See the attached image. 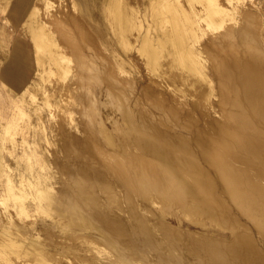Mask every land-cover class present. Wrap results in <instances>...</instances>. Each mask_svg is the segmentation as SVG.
<instances>
[{
	"label": "bare ground",
	"instance_id": "bare-ground-1",
	"mask_svg": "<svg viewBox=\"0 0 264 264\" xmlns=\"http://www.w3.org/2000/svg\"><path fill=\"white\" fill-rule=\"evenodd\" d=\"M31 1L15 0V3L18 11L24 12L26 9L29 12L23 24H25L32 41L33 58L39 69L44 70V73L49 74L56 71L55 74L61 77L65 76L69 70V56L63 49H60L51 31L46 27V22L39 19V8L37 5H32ZM43 1L46 8L51 3L48 0ZM70 3L76 14L97 32L101 43L109 52L108 55L112 57L117 71L125 73L127 70H132L130 67L133 65V59L130 57V52L133 48L135 49L134 42L138 41L135 51L150 74L183 94L187 92L185 88L187 85L195 88V90L191 89L197 93V98L191 102L192 106L198 107L201 104L199 100L215 93L212 79L208 76L207 69L205 70L206 56L208 55L204 53L207 51L204 52L205 49L203 50L199 44L200 36L206 32L200 27L199 21L203 19L209 28H218L223 25L224 17L227 15L234 18L231 15L233 12L217 0H71ZM235 5L237 4L233 3L232 10L236 9H234ZM92 10L95 12L92 13ZM85 33L91 36L90 33L86 31ZM252 37L254 38V36H249L246 31L240 33L241 41L239 40V42H241L246 56L244 55L245 60L240 62L242 65H239L240 69H238L240 70V81L237 84L234 83L233 89L231 87L235 97L233 100L231 97V106L225 109L227 110V112L225 111L226 120H223L224 122L217 120L208 122L211 124H208L209 128L214 130L211 132L217 135L216 141L219 148L215 146L216 144H211L210 140L208 141L209 137L212 138L213 133L211 135L209 133V137H206L205 129L201 131L198 126L196 129L193 128V137L191 136L193 146L197 148L201 159L207 163V168L202 166L200 161L198 162L200 158L196 155L197 151L195 152L193 149L191 141L187 140L189 138L185 139L181 136L183 134L179 135L178 129L176 134L175 129L171 126L176 135L166 130L162 131L160 128H156V124L153 125L156 120L153 122L148 120L149 113L146 116L144 112L140 113V110V114L137 115L135 111L130 110L129 107L132 104L125 105V101L133 93L132 87L131 90L127 89L122 86L120 80L112 79V76L105 72L103 80L108 84L109 97L115 99L120 105L119 107L115 104L117 108H120L121 116H123L120 123L116 121L117 137L111 136L102 123H99V126L94 130L91 129L84 138L69 139L68 147L74 156L79 158L78 160L69 165L68 162L72 158H69L66 164H63L64 160L62 164H60L61 162L55 163L56 169L52 167L51 172L46 171L43 176L36 172L35 180L29 179L25 182L29 187H34L33 198L36 199L41 214L45 213L50 216L52 221L47 226L44 225V235L36 238L32 235L30 226L21 224L20 221H15L12 215H8L6 222L10 225L0 224V254L3 256L5 253L12 254L16 259L30 264H50V262L62 264H187L185 262L187 259L183 258L185 253L182 254L180 251L185 246H181V241H178L179 237L176 236L175 229L173 230L166 225L167 223L165 224L162 214H158L151 207L147 208L148 201L156 203V199L159 198L163 200L162 202H171L168 199L170 200L172 195L177 203L180 199L188 203H185L189 205L188 208L185 207V214L192 216L203 214L211 219L221 217L222 214L219 213L223 212L224 207L230 208L231 202L251 221L253 220L254 227L257 225L259 229L258 233L261 234L259 232L261 230L263 234L264 185L251 181L247 172L244 173L240 168L237 169L228 160V158H234V160L245 162L248 166L249 163H254V159H258L261 165H264V51ZM15 54L22 60L25 57L18 52L17 47ZM209 57L211 58V55ZM219 62L217 63L219 64ZM17 63L12 60L6 64L5 71L13 79H19L23 75L22 67ZM45 64L47 66L44 68ZM214 66L216 67V65ZM230 67L228 68L231 69V73H234V69L238 68L233 67L232 72V66ZM224 68L222 71H229ZM215 70L220 71V68H215ZM222 71L221 73H223ZM230 74L229 78L233 76ZM222 78L224 77L222 76ZM228 79H223V81L227 82ZM226 82L225 85L228 84ZM43 93L45 92L43 91ZM43 97L46 105H53L49 95ZM224 99L228 98L224 97ZM225 102L224 104L229 103ZM97 104L99 105V103ZM228 105H225L226 108ZM139 109L142 108L138 107ZM172 111L168 112L173 113ZM170 113V117H167L168 114L163 116L167 117L168 119L165 120L169 122L173 119ZM174 114L176 115V112ZM178 115L182 118L185 116ZM159 117L160 123H162L163 117ZM182 118L178 119L183 120ZM174 121H171V124ZM183 121L186 122L185 117ZM164 124L168 125L166 122H163L162 125ZM170 125L168 126L170 127ZM185 125L186 123L181 127L185 129ZM187 125L190 126L188 123ZM188 129L190 128L188 127ZM1 136L4 142L7 136L4 132L1 133ZM91 140L96 141L102 151L107 150L105 152L114 158L118 169L109 166L105 172L101 169L102 167H96L93 160L86 159L82 148H86ZM43 147L45 148V146ZM58 149L62 152L61 154L67 152L62 146ZM44 150L46 151V148L38 158L41 161V163L39 162L40 167L51 168L48 163V155ZM139 150L148 155L151 162L149 160L148 163L147 159L149 158H146L147 161H143L138 155ZM1 157L2 154H0V177L5 176V179L2 178L4 180L2 195L8 196L6 200L3 199V202L12 204L14 199H26L29 194L21 190V184L17 186L14 177L9 173H4ZM64 157L66 158L67 155ZM197 158L199 159L197 160ZM122 161L124 164L121 163ZM256 164L258 165V163ZM250 166L254 165H249L248 168ZM241 169L244 170V168ZM263 170L258 168L255 172L261 176L264 174ZM57 173L60 174V182L58 180L60 187H57L55 191L52 190V183L55 181ZM23 179L26 180L24 177ZM215 181L219 183L220 194L214 190ZM170 194L172 195L170 196ZM180 202L182 203V201ZM24 204H21V208L16 204L18 206L16 208L27 215V206ZM229 217L230 215L224 218ZM224 221L226 223V220ZM228 221L231 223L232 220L228 219ZM236 222L239 223L237 219ZM243 226L234 229L232 237L228 240L201 234L198 236L188 235V232H184L193 239L192 241L195 242H192L193 244H203L200 249L205 252V256L208 254V257H205L208 259L205 260L208 264H252L246 260L247 256L252 252L258 253L259 250H263L260 246L258 250L256 245H253L254 241H257L256 238L252 235L255 238L253 239L252 233H248ZM179 231L181 234V229ZM177 234L179 233L177 232ZM187 244L185 243V245ZM198 248L195 250H199ZM190 249L193 248L190 247ZM263 252H261V256ZM262 257L264 258V255ZM262 257L258 264H264ZM2 259L0 258V261ZM254 259L258 261L256 255ZM5 262L7 263L6 260ZM202 262L200 263L202 264Z\"/></svg>",
	"mask_w": 264,
	"mask_h": 264
},
{
	"label": "rangeland",
	"instance_id": "rangeland-1",
	"mask_svg": "<svg viewBox=\"0 0 264 264\" xmlns=\"http://www.w3.org/2000/svg\"><path fill=\"white\" fill-rule=\"evenodd\" d=\"M42 1L43 0H32L30 3L32 5H37V7L39 8V19L42 20V22L44 23L46 22V27H48L51 31L60 49H63L66 55L69 56V72L67 71L65 76L62 77L58 74H55L57 73L56 71H53L54 73L49 74L44 73V70L41 71L37 63L35 62L33 58L34 49L32 41L29 36L28 30L24 26L25 24H23L29 12L26 9H24V12L18 11L16 9L15 0H0V154H2L1 162L4 166V173L11 174L14 177L16 185L19 186V184H21V190L29 194L27 195L26 199H14L12 201V204L3 202V199L6 200V197L8 196L4 197V195H2V182H4L3 179H5V176L1 174L3 176L0 177V224H4L5 226L10 225V223L6 222V219L8 220V215H12L15 221H20L21 224H27L28 226H30L31 232L33 233L32 235L36 238H39L40 236L44 235V225L47 226L48 224H50L52 218L43 212V214H41V210L38 208V203L36 199L33 198L34 187H29L25 182L29 181V179L35 180L34 177L36 175V172L40 173V175L42 176L43 174H46V171L51 172L52 167H57L56 164H59L60 162V164H62L63 160V164H66L68 159L72 158L71 161L68 162V165L78 160L79 158L74 156V153L68 147L69 139L84 138V136L88 132H90L91 129H96L99 126V123H102V126L108 131L111 136L117 137L115 132L116 125L117 122L120 123L122 121L123 116H121L122 114L119 108L120 105L116 102L115 99H113L112 97L110 99L109 97L110 95L108 94L107 90L108 84L105 80H103L105 72L112 76V79L120 80L122 86L126 87L129 90L132 89L133 93H131V95L128 97L130 101L128 99L125 101V105L130 106L129 104H132L129 107L130 110L135 111L137 115L144 112V114L147 116L149 113V115L147 116L149 118L148 120L151 122L156 120L153 122V125L156 124L155 126L157 129L160 128V130L162 131L166 130L169 133L171 132V134L173 133V129H175L174 132L176 134L179 130L180 133L178 134H183L181 136H183L185 139L189 138L187 140L191 141L190 143L193 149L195 150V152L197 151L196 155L200 158H197V160L199 159L198 162L200 161V164L202 166L204 165V167L207 168V163L204 162L203 159H201L197 148L193 146V128L196 129V126H198L201 131L205 129L204 135H206V137H209V133L211 135L214 130H211L212 128H209L210 126H208V124L214 120L220 122H224L226 120L227 116L225 111L227 112V110L225 109H228L231 106V97L232 100L235 97V95L232 94V89L234 85L239 83L240 81V70L238 69H240V66L242 65V63L240 62L245 60V54L243 52L244 48L241 42H239L240 33L246 31L249 36H254V38L252 37L254 39V42H256L259 45L260 49H263L264 51V0H217V2L229 9L231 12H233L231 13V15H233L234 18H231L227 15V18L224 17L223 25L218 28H209L206 25V21L203 19H200L199 21L200 27L206 31L200 36L199 44L203 50L205 49L204 52L207 51L206 53H204L208 55L206 56L207 61L205 70L207 69L206 72L208 76L212 79V87L215 93L210 94L209 97L199 100L201 104L198 107H194L192 106L191 102L197 98L196 91H192L195 90V88H192L190 85H187V87H185L187 89V92L183 94L180 91H175L172 86H167L165 85V83H162V81L160 82L157 77L150 74L146 69L143 61L140 59L138 53L135 51L139 43L138 41L134 42L135 49L133 48L130 52V57H132L133 59V65H131L130 67L132 70H127L125 73L119 72L117 71L116 66L114 65L115 63L112 62V57L108 55V50L103 46L101 40L99 39L100 37H98V34H96L97 32L91 29V26L86 24V22L84 21V19L81 18V16H78L76 14L75 10L71 6V0H48L49 3L51 2L47 7L48 9L44 5L45 2ZM233 3L237 4L235 5L236 7H234V9L236 8L235 10H232ZM197 4L199 5V3ZM91 12L94 13L95 10H92ZM85 31L90 33L91 36H88L89 34L87 35ZM16 47L18 52L22 53L23 56H25L23 57V60L15 54ZM28 55L30 56L27 57ZM210 55L211 58L209 57ZM10 59L11 61L13 60L16 63L18 62L17 64L22 67L23 75L19 79H13L5 71L6 64L8 63V61L11 62ZM212 60L216 61L214 62ZM217 60H221L222 62H224L222 63L221 61L219 62ZM217 62H219L220 65ZM221 64H225V68ZM214 65H216V67ZM233 65L238 68L234 69L236 72L234 71V73H231L230 66H232L233 72V67H235ZM46 66L47 65L45 64L44 68ZM227 66L230 68H228ZM215 68H220V71H216ZM223 68L224 70L229 69V71H222ZM53 69L55 70V68ZM98 71L101 73L99 74ZM221 71L223 73H221ZM237 71L239 72V74H237ZM221 74L224 78H222ZM229 74L233 76L229 78ZM235 75L236 77H234ZM226 78L230 79V81L228 79L230 84L228 83V81L226 82V80L223 81V79ZM225 82L226 84H228L225 85ZM223 84L225 87L222 86ZM43 91L45 93H43ZM189 93H192L191 96ZM48 95L49 97H51L50 100H52L51 102L53 103V105H46L47 103L44 101L43 96ZM224 97L228 98V101L225 100ZM107 102L110 103L108 104ZM224 102H229V105L224 104ZM96 103H99V105L97 104V106ZM115 104H117L119 107L117 108ZM93 105L96 107H94ZM225 105H228V107L226 108ZM138 107H141L142 109L138 110ZM166 110H170V112L172 110L174 111H172L173 113H170ZM24 111H26V114L24 113ZM95 111L98 113H96ZM175 112L176 115L174 114ZM151 113L154 115V118ZM169 113L171 114V118H173L171 121L175 120V124L172 122L173 125L171 124V121L169 122L168 120H165L167 117H170ZM97 114L98 116H96ZM178 114H182L185 116H183L182 118ZM156 115L162 117L167 115V117H163V119L161 118L162 123H160V117H157ZM184 117L186 119V122L183 121ZM178 118H182L183 120H179ZM176 120L179 122H177ZM181 121L186 123L185 127L187 129L189 127V131L186 128L183 129L184 127H181V125L183 126L185 124ZM163 122H166V124L168 125L171 124L170 127L165 124L164 125L166 127L162 125ZM187 123L190 124V126L187 125ZM171 126L173 129L171 128ZM169 128L170 130H167ZM3 132L7 136L4 142L1 138V133ZM188 135L192 137L190 138ZM216 136L217 135L213 133L211 135L212 138L209 137L208 141L210 140L209 142L211 144L214 143V145L216 144L215 146L219 148L218 143L216 141ZM89 143L86 148H82V151L86 155V159L88 161L93 160L95 166L98 168L102 167L101 169L105 170V172L107 171L109 166L118 169L114 162V158L105 152L107 150L102 151L101 148H99L100 146L98 145V143H96V141L94 140L89 141ZM38 144L40 147L38 146ZM42 144L46 148V151H44L48 155V163L50 164L51 168L40 167L39 162L41 163V161L38 160V158L40 154L43 153V149H45ZM60 146L64 147L67 152L61 154L62 152H60L58 149ZM215 146L214 148H217ZM8 149L10 150V152H8ZM138 152L142 153H138V155L143 161L148 160L149 163L150 160L151 162V158H149L148 155H146L140 150ZM65 155H67V159L64 157ZM141 155L144 156L142 157ZM146 158L149 159L146 160ZM228 160L229 162H231L232 165H234V167L236 166L237 169L240 168V170L244 171V173L247 172L249 175H246H248L251 181L256 183L259 182L260 184L264 185V174L258 176L256 173L258 168H260L261 170L264 169V165H261L260 160L254 159V163H258V165H255L252 162L251 164L249 163V165L253 164L254 166H250L249 168V165L246 166L245 162L234 160V158H228ZM121 163H123V161ZM241 168H244V170ZM262 172H264V170ZM55 175V181L52 183V190L56 191V188L60 187V174L57 173ZM23 177L26 178V180H24ZM24 184L26 185L24 186ZM215 188L214 190L218 194H220L221 192L218 181H215ZM171 195L172 194H170V196ZM172 196L170 200L168 199V201L171 202H162L163 200L159 199L158 197L157 198L160 200V202L158 199H156V203L155 201L154 203L148 201L147 208L151 207L158 214H162L165 224L167 223L166 225L171 227V229H175L174 232L176 233V236L178 235L177 237H179L178 241H181V246H185L184 248H182V250L184 249L185 252L182 250L180 251L182 254L185 253L183 254V258L184 260L187 259L185 260L187 264L189 261L191 262H189V264H201L200 262L202 261L205 262H202V264H208L206 262L208 260L206 259L208 257V254H206L207 256H205V252L200 249V246L203 247V244H193L195 242H193V239H191L188 235L193 234L194 236H198L199 234H201L207 237L214 236L219 237L222 240H228L232 237V231L240 226L242 228V225H244L245 227L243 226V228L246 229L248 233L251 232V236L253 235L258 241H254L253 245H256L258 250L260 249L258 248L260 246L261 249L264 251V232L262 234V231L260 230L259 232H261V234L258 233L257 230L259 229L257 228V225L256 227H254L255 224L253 220L251 221V219L247 217L246 214H243V212L237 206H234L233 203L230 202V208L224 207L225 209H223V212L221 213H219V210H217L219 214H222L221 217L216 211H214L219 217H216V219H211L209 216L203 214H195L193 216L191 214H185L184 211L186 210V208H188L189 205H186L188 203L185 202V200L181 199L180 201H182V203L180 201L177 203V201H175L174 196ZM8 202L10 203V200H8ZM16 204L19 207L21 206V204L27 206V215L24 212L21 213L19 209L16 208L18 207ZM235 207H237L238 209ZM229 215L231 218H224L228 217ZM235 218L239 223L236 222ZM228 219H230V221H235L237 224L232 221L231 223L228 221V224ZM223 220H226V223L225 221L223 222ZM180 229L181 234L183 233L182 235L180 234ZM184 231L188 232V235H186V232ZM177 232L179 234H177ZM184 235H186V238L182 237ZM253 236L252 238L255 239ZM187 240L191 242H188ZM185 243H190L193 247L190 244L185 245ZM190 247L193 249L191 250ZM196 247H199V250H195L197 249ZM263 251L259 250V254L256 252V254L252 252L251 254H249L250 257L249 255L247 256L246 260L254 264V261L256 260H253V258H255L256 255V259H258V261H256V264L260 263L261 260L259 259H261V257L264 255ZM261 252H263L262 256ZM4 255L5 256L0 254L1 259L5 258L4 261H2V259L0 263H6V260L8 264H30L27 262H22L18 258L17 260L15 256H12V254H8V256L5 253ZM203 256L204 258H206L204 259ZM101 257L103 258V260H105L103 256ZM250 258H252V260H249ZM262 259L264 258L262 257ZM51 263L62 264L59 262H50V264Z\"/></svg>",
	"mask_w": 264,
	"mask_h": 264
}]
</instances>
